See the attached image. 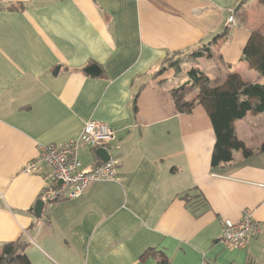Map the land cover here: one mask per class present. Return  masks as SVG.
Returning a JSON list of instances; mask_svg holds the SVG:
<instances>
[{
	"label": "crops",
	"instance_id": "1",
	"mask_svg": "<svg viewBox=\"0 0 264 264\" xmlns=\"http://www.w3.org/2000/svg\"><path fill=\"white\" fill-rule=\"evenodd\" d=\"M240 2L0 0V256L22 239L30 264H264V112L234 121L243 147L213 166L206 104L179 112L172 89L192 81L171 80L163 63L213 58L227 71L213 78L200 68L210 81L264 82V0H249L246 22L234 25ZM205 45L209 55H191ZM91 64L100 76L84 72ZM89 120L113 130L117 180L45 203L36 217L52 173L23 167ZM80 158L85 170L102 161L90 147ZM247 208L262 232L245 249L228 247L223 221Z\"/></svg>",
	"mask_w": 264,
	"mask_h": 264
},
{
	"label": "trees",
	"instance_id": "2",
	"mask_svg": "<svg viewBox=\"0 0 264 264\" xmlns=\"http://www.w3.org/2000/svg\"><path fill=\"white\" fill-rule=\"evenodd\" d=\"M242 11L238 17L246 21L243 11L249 6V0H241L239 3ZM239 7V8H240ZM23 5L9 4L8 10H23ZM179 53H175L176 56ZM210 54V47L207 45L198 48L191 53L194 57H202ZM167 59L166 61H168ZM180 71V62H163ZM260 72L264 74V58L259 66ZM192 85L200 86L201 94L195 100L189 101L184 98V92L189 84L185 82L172 89L176 106L179 112H191L197 103H205L209 111L213 129L216 135L215 151L212 157V165L218 166L233 160V150L243 147L238 139V133L234 126V121L244 118L249 111L256 113L264 112V82L239 81L235 74L229 75L221 83L216 79L214 84L200 68L192 66L186 72ZM211 83V84H210ZM137 98L134 108L136 109ZM97 150V149H94ZM53 184L48 187L47 193L42 197L44 201L48 192L53 189ZM27 242L22 239L6 242L2 245L0 264H30L26 259ZM163 262L164 260L161 259Z\"/></svg>",
	"mask_w": 264,
	"mask_h": 264
},
{
	"label": "built area",
	"instance_id": "3",
	"mask_svg": "<svg viewBox=\"0 0 264 264\" xmlns=\"http://www.w3.org/2000/svg\"><path fill=\"white\" fill-rule=\"evenodd\" d=\"M234 16L235 11L231 9L228 17L230 23L234 22ZM113 138V130L107 123L89 120L76 138L43 146L40 155L25 164L23 172L38 174L45 167L51 170L54 186L48 192L45 203L54 205L60 200L77 198L97 180H117L120 167L118 158L100 161L89 170L83 168L80 158L82 148L109 149ZM59 181L61 185H57ZM261 232V224L254 219L253 211L247 208L240 219L227 218L223 221L222 240L228 247L245 249L251 239Z\"/></svg>",
	"mask_w": 264,
	"mask_h": 264
},
{
	"label": "rangeland",
	"instance_id": "4",
	"mask_svg": "<svg viewBox=\"0 0 264 264\" xmlns=\"http://www.w3.org/2000/svg\"><path fill=\"white\" fill-rule=\"evenodd\" d=\"M249 8H250V6L246 7L244 9V11H243V14H244V16L246 18H247L246 12L249 10ZM242 19L243 18H240L238 16H234V22L232 24L237 25L238 24V21L237 20H239L241 23L246 22V21H243ZM183 61H186V56H185V60H183ZM192 66H196V67L203 68V69H208L209 70L208 75L211 77L210 73L211 74H214L212 76L213 78H215L216 75H221V73H225L227 71L226 66L222 62H219L218 60L216 61L213 58H203L199 62H180V68H181L180 71H177L175 67H169L168 68V71L170 73L171 80L175 79L176 78L175 76L178 75V74H179V77L178 78L179 79H183L185 77V75H187V73H186L187 70L190 67H192ZM165 72H167V71H165ZM215 80L216 79H214L213 81H211V83L214 84ZM219 81H221V80H219ZM199 89L201 91V88L200 87H199ZM197 91H198V86H196V85L193 84L191 86L186 87L184 93L186 95V98L187 97L188 98H192Z\"/></svg>",
	"mask_w": 264,
	"mask_h": 264
},
{
	"label": "water",
	"instance_id": "5",
	"mask_svg": "<svg viewBox=\"0 0 264 264\" xmlns=\"http://www.w3.org/2000/svg\"><path fill=\"white\" fill-rule=\"evenodd\" d=\"M84 72L90 76L98 77L102 74V68L97 64H91L84 68ZM97 155H99L102 159V161H107L111 158L109 149L104 148H98L96 150ZM57 185H61V182L59 181ZM45 206V202L43 200H40L36 206L35 209V215L36 217L40 218L43 212Z\"/></svg>",
	"mask_w": 264,
	"mask_h": 264
}]
</instances>
